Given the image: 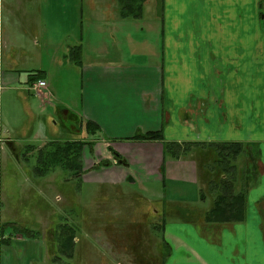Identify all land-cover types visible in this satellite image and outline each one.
<instances>
[{"label": "crops", "instance_id": "0c3cea01", "mask_svg": "<svg viewBox=\"0 0 264 264\" xmlns=\"http://www.w3.org/2000/svg\"><path fill=\"white\" fill-rule=\"evenodd\" d=\"M83 3L88 9L83 8ZM148 3L150 0L144 4L143 17L134 19L120 17L118 0H0L2 97L7 90L19 92L29 118L19 140L15 134L4 136L8 139L6 145L15 150L25 149L28 156L38 155L51 142H91L92 149L88 146L83 149L81 177L62 170L38 176L37 156L33 173L27 162L23 170L30 177L35 175L34 184L44 189V201L51 195L55 201L61 199L64 194L57 192L56 187L67 180L76 186L95 184L108 191L106 198H98L100 193L95 192L92 201L96 206L92 208L83 205V201L89 200L86 195V198L74 192L64 195L67 209L74 211L76 218L70 216V220L55 228L50 221L43 223L50 238L44 237L43 231L35 232L36 237L24 236V232L7 234V223L1 220L0 233L8 242L0 244V264H41L48 260L50 264H62L61 260L75 258H83V264H87V260L98 256L92 252L91 244L84 243L87 252L78 247L81 239L83 244L82 236L91 234L90 225L96 226L89 219H114L110 228L115 232L116 227L111 225L118 217L114 206L122 199L120 188L126 184L162 186L165 196L152 199L142 196L148 201H169L181 206L195 202V196L185 193L193 185L177 180L183 175L181 162L169 159L164 178L162 143L130 140L137 132L161 130L165 139L173 142L219 139L221 135L223 138L216 141L243 142L253 154L259 150L263 154L264 0H161L163 13L154 22L147 17ZM57 4L64 5V16L55 13L61 11ZM99 12L103 20L93 28L98 36L88 39L84 35L83 18L90 14L97 21ZM44 16L47 20L43 26L34 25L42 22ZM32 30L36 31L32 33ZM106 30L115 35L99 37L108 34ZM77 46L82 48L81 66L66 58ZM88 57L92 59L90 62ZM74 69L79 74L77 84ZM26 72L28 77H23ZM38 74L43 75L48 88L35 98L43 111L55 108L65 120L72 122L69 138H58L56 128L53 136L48 132L40 135L34 122L36 102L29 97L33 92L25 87ZM219 74L230 75L228 82L218 83ZM67 88L73 90L75 97L68 102L62 95ZM220 88L225 94L219 96ZM203 101L207 106L202 112L199 109ZM218 106H226L222 112L224 119L221 116L219 122ZM45 120L51 121V116ZM220 120L226 122L225 127H219ZM88 121L99 127L91 136L85 129ZM167 126L169 130H177L178 136L166 137ZM3 144L4 140L0 139V150ZM111 148L128 164H118ZM260 158L264 157L260 155ZM102 161L110 164L100 166ZM96 166L100 167L95 169ZM171 186L182 189L171 192ZM260 191L248 198L245 219L241 222L205 224L195 222L189 214L191 220L177 216L180 223L168 221L163 232L165 243L159 244L155 262L212 264V260H217L221 264H264V193ZM132 197L124 199L130 201ZM49 208L53 210L54 206ZM64 224L77 229L74 242L76 249H80L74 258L58 254V234ZM102 227L107 224L103 222ZM107 241L110 251L108 255L100 253V259H119L118 249L112 241Z\"/></svg>", "mask_w": 264, "mask_h": 264}, {"label": "rangeland", "instance_id": "374dc122", "mask_svg": "<svg viewBox=\"0 0 264 264\" xmlns=\"http://www.w3.org/2000/svg\"><path fill=\"white\" fill-rule=\"evenodd\" d=\"M148 6H149L148 16H147L148 19L151 22H154L155 20H159L160 17L162 16L164 9V7L161 5V0H150V4L148 3ZM57 7H59L61 11L56 10L55 13L61 12V14L63 15L64 5L57 4ZM85 7L87 8V5L83 3V8ZM73 13L74 12H72V15ZM99 15H100V19L97 21H93L90 14H86L84 16L83 22L86 25L84 35L86 38L91 39V37L94 38V36H98L96 32L93 30V28L96 25H100L103 20L102 13L99 12ZM46 20L47 18L44 16V20L42 22L40 21V23H34V25L39 24L41 27L43 26L41 24L46 22ZM64 29L65 26L61 29L59 36L62 35L63 33L62 31ZM95 30H97V27ZM35 31L36 30H32L31 32L33 33ZM106 31H108L109 33L105 35H100L99 37L106 36L107 38H109L111 35H115L113 31H109V30ZM87 60L90 62L92 59L88 57ZM61 71L63 73H68V71L65 70H61ZM73 75L76 80L75 83L77 84L79 82L78 70L74 69ZM22 76L28 77L27 72ZM31 84L32 83H28L29 86L25 85V87L29 88ZM30 91L33 93L32 95L30 94L31 96L29 97H31V99L36 102V104H34V114L36 115L34 122L37 125L40 135L42 136V132L44 134L48 132L50 136H53L54 129L56 128L59 130V132H57L56 134L58 138L61 139L69 138L70 135L72 134L70 129L72 122L65 120L67 118L65 117L64 119L63 115H61L59 110L57 111L55 108L48 107L47 110L43 111V106L35 98V95L42 96L43 93L40 92V94H37L33 90ZM25 93L27 95L29 94L26 91ZM62 95L67 100V102L68 100L75 98L73 96V90L71 88H67L63 90ZM23 102L24 101L22 100L19 92L17 91L7 90L4 93V97H1L0 99V139L4 140V144L2 145V150H0V222L1 220H3L4 222L7 223V230H8L7 234H10V232L11 234H15L17 232H24L27 236L30 234H35V232L40 233L43 231L44 237L47 235L48 238H50V235L46 233L47 227L45 228L43 226V223H47V222L49 223L50 221V223H54L53 226L55 228L57 225L62 224L63 222L66 223L67 220H70V216L76 218L74 211L67 209V202L64 199L65 196L71 195L72 192L76 193L78 197L80 196L84 197L86 195V197L89 198V200L83 201V205L92 208L93 206H96V202L92 201L95 192L99 191L100 196L98 198H106L108 196L107 195L108 191L106 187L96 186L95 184H91L87 186H82V185L76 186L75 184H73V182L67 180L62 182L60 185L56 187L57 192L62 193L65 196L61 194L62 195L61 199L59 198L57 201H55L56 199L53 195L50 196L48 201H44L42 199V197L43 196L46 197V195L44 189L41 186L34 184L35 183L34 179L36 178L35 175L33 174L30 177L29 173L23 170V165L25 162H27L28 164H30V171L33 173V169L36 166L37 153H30L28 156H26L27 152L25 149L15 150L10 145L8 144L6 145L7 143L6 141L8 139L4 137V136H8L9 134L10 135L15 134V138L19 140L21 136L20 132L25 130L29 118L24 111ZM48 115L51 116V121L45 120V118L46 119L48 118ZM54 123H57V125L54 126ZM166 128H167V131L165 133L166 137L175 136L173 134H176V136H178L179 132L177 130L174 129L169 130L168 126ZM34 131H36L35 127H34ZM18 142L21 143L20 141ZM26 144L28 145L32 143L26 142ZM113 151H114L113 149L112 151L110 150L111 153H113ZM261 157H264V152L261 155ZM24 158H27V160L26 159L24 160ZM261 159L263 161L264 158ZM261 159H259V162ZM17 160H19L20 163L17 162ZM233 161L236 162V159H233ZM57 170L61 171V169H57ZM255 186L256 185H252L249 187L250 198L256 195V191L254 190ZM169 188L171 192H174L175 190L174 186H171ZM120 189L123 192V197L120 196L119 198L122 199L115 202L116 204L114 206L115 212L117 213L118 216L117 224L116 223L111 224L112 226L116 227L115 232H113L112 228H110V222L111 221L114 222V219H97V218L89 219V220H94L93 223H95L96 226L91 224L89 227V231L91 234H84L82 236L83 244H81L82 239L80 238L81 241L78 243V247H80L81 250L83 249L86 251L87 246L84 245V243H88L93 246L91 247L93 248L92 252L98 255L92 260L89 261L87 260L86 261L87 264L102 263L103 260L100 259L101 256L100 253L108 255L107 251H110V244L107 241V239L112 241V245H114L116 249H118L119 254H121L122 257L120 256L119 259H115L113 257H112L113 259L112 258L106 259L103 261V264H140V261H144L143 264H145L147 261H152V257L158 252L157 247L155 251L153 250V248L147 247L148 246L147 243H152V242L148 241L146 237L148 234L145 233L144 226L146 225L147 222L151 221L149 218H151L152 215H154V213L155 214L159 213L157 210L161 209L163 203L160 204L159 203L157 204L155 202L151 203L142 197H140L139 200L137 199L134 200V196L141 195L150 199L157 197H164L166 193L162 191V186L126 184L122 186ZM181 189L182 187L177 186L175 192L178 193ZM260 192L262 194L264 193V184L261 186ZM258 193L259 192H257V194ZM130 197H132L130 201H125V199H129ZM190 203L193 205L200 206L201 208H204L205 210L203 211H208L210 209V204H211L208 202L205 203L204 201H202V199H200V201L196 200L195 202L191 201ZM110 204L112 207V202ZM52 205L54 206L53 210L49 208V206ZM104 206L105 207L107 206L106 202L104 203ZM170 207L172 209L175 208L173 204L170 205ZM49 209L52 212L51 216L54 214L53 218L50 216ZM128 209H130V211L132 212H130ZM62 210L65 211L62 212ZM39 212L41 213L39 214ZM201 215H202L201 217L204 219L205 224H211L210 222H206L205 213ZM43 217L46 219H43ZM178 217L172 215L170 220L180 223L178 222L179 220ZM183 217L187 219H192L187 216H183ZM128 219L129 222L130 221L137 222L138 223L137 226L132 227L131 224H129L130 225L129 226ZM159 219L160 217L157 215L156 220L158 221ZM39 222H41L42 226H40ZM103 222L107 224V227L105 228L102 227ZM5 227L6 226H4V228ZM131 227L135 230V232L131 233ZM96 230L103 231L104 233L98 231L97 233ZM134 233H136V237L133 235ZM3 237L4 236L1 233L0 239ZM216 242L219 243L221 246L223 245V243H220L218 241ZM45 245H47V243ZM80 248H78L77 251ZM134 248L137 250H134ZM137 253H141L145 258L141 260L138 259L136 255ZM83 261H84L83 258L82 259L75 258L73 260H64V261L61 260L60 262L62 264H83ZM211 262L212 264H221L220 261L217 260H212ZM41 264H50V262L48 260L47 262Z\"/></svg>", "mask_w": 264, "mask_h": 264}, {"label": "trees", "instance_id": "16d2710c", "mask_svg": "<svg viewBox=\"0 0 264 264\" xmlns=\"http://www.w3.org/2000/svg\"><path fill=\"white\" fill-rule=\"evenodd\" d=\"M146 0H118L119 6V15L122 18L130 17L134 19H141L143 17L144 2ZM66 58L70 60L73 64L81 66L83 64V53L81 46L74 47L67 54ZM43 75L38 74L30 79V81L36 82V80H42ZM85 129L88 134L94 135L99 127L94 125V123L88 121L86 122ZM130 140L133 141H158L163 143L165 150V158H171L178 160L182 156L187 155L190 150V146L195 145V143H189L186 146L181 145L177 142H168L165 139L164 133L160 130L158 132H137ZM85 146H88L90 149L93 148V143H85L81 141H67L64 143L60 142H51L46 148L42 149L37 155L38 157V166L36 167L35 173L38 176H45L52 171L61 169L65 172H71L75 177H81L83 173V149ZM218 160L217 167L219 169H224L230 165L229 159H235L239 154L244 151V145L240 143H226L218 145ZM112 151V149H110ZM114 157L118 164L127 165L128 162L123 159L118 153L113 151ZM110 163L108 161H102L100 166H108ZM100 166H96L98 169ZM212 170L213 165L211 166ZM228 171L230 167H227ZM164 169L162 168V173ZM218 175V183L212 182V190H217L216 197L214 199L213 207L207 212L205 220L210 223L224 224V223H235L241 222L245 219V209H246V200L244 194L241 192H236L233 183L224 179H220ZM141 195H135L134 200H139ZM143 198V197H142ZM134 202V201H133ZM153 202V201H149ZM155 203H162L157 201ZM172 202L166 201L163 202V205L160 210H157L159 213L152 215L149 218L151 221L147 222L145 227V233L148 234L146 237L148 241L152 243H147V247L153 248L155 251L156 247L158 248L159 244H163L164 237L163 232L167 225L168 221H171L172 211L173 215L182 217L184 212L182 211L181 205H174L175 208L172 209L170 205ZM187 206V205H186ZM188 207V206H187ZM192 208V207H191ZM130 211V209H128ZM132 212V211H130ZM180 214V215H179ZM159 216L160 219L157 221L156 216ZM132 216V215H131ZM193 216V215H192ZM189 217V216H187ZM194 217V216H193ZM184 218V217H183ZM117 219L115 223L117 224ZM180 219V218H179ZM186 220H191L184 218ZM148 220V219H147ZM131 224L132 227L137 226V222L130 221L128 219V225ZM140 225V224H139ZM130 226V225H129ZM131 227V233L135 230ZM77 229L75 226L68 224L62 225L60 233L58 234V254L61 256H66L67 258H74L77 253V244L74 242L76 237ZM1 234V233H0ZM4 237L5 235L2 234ZM36 233L29 235V237H36ZM136 237V233L133 234ZM26 236V234L24 235ZM4 237L2 239H4ZM0 239V243L8 242L6 239ZM137 250V249H135ZM171 254V248L168 247V255ZM156 255V254H155ZM137 256H140V260L145 258L142 254L137 253ZM58 258V257H57ZM144 261H140V264H143ZM145 264H164L162 262H155L154 256L152 261H147Z\"/></svg>", "mask_w": 264, "mask_h": 264}, {"label": "flooded vegetation", "instance_id": "af4514ba", "mask_svg": "<svg viewBox=\"0 0 264 264\" xmlns=\"http://www.w3.org/2000/svg\"><path fill=\"white\" fill-rule=\"evenodd\" d=\"M147 1V0H146ZM144 2V4L146 3ZM228 74H219L217 75L218 83H221L223 85V82H228L229 80ZM224 83V84H225ZM222 93L225 94V90L223 89L218 92L219 96L222 95ZM207 106V102L203 101L201 102L200 111H204V109ZM226 109V106L224 108L221 106H218V112L221 115L218 116V122L219 118L222 116V112ZM65 118V117H64ZM224 119V116H222ZM221 118V120H222ZM219 123V127H225V121L223 120L222 123ZM225 133V132H224ZM223 138V136L219 135V139ZM217 138H210V139H200L198 140H187V141H178L177 143L186 146L189 143H195V145L190 146V150L188 151L187 155L182 156L180 159L175 160L171 158H165V150L163 145V152H164V165L163 169L164 172L162 175L165 178L166 173V166L165 164L169 159L175 160L177 162H181L182 169L180 171L181 177L177 180L183 181L186 180L187 182H190L193 187L191 189H186L185 193H189L190 197L195 196L197 198L196 200L204 201L205 203H211L210 209L213 207L214 199L216 197L217 190H212V182L218 183V175H220V179L226 180V182L230 181L233 183V187L236 192H241L244 194L245 200L247 202L250 191L249 187L252 185H256L254 190L260 191L261 186L264 184V162L260 158V155H262V152L259 150L256 154H253L250 148L243 143V142H231V143H240L244 145V151L237 156L236 162L233 161V159H229L230 165L227 167H230L229 171L228 168L219 169L217 167V160H218V149L220 144H226L229 141H216ZM167 141V140H166ZM173 142V141H168ZM161 143V142H160ZM241 159V160H240ZM259 159L260 162H259ZM213 169L212 170V166ZM229 183V182H228ZM192 207V208H191ZM209 209V210H210ZM204 208H201L200 206L193 205L190 203V205L183 206L182 211L184 212V215L187 216L193 215L195 222H204V219L201 217L203 213L205 215L209 211H203ZM44 235V234H43ZM135 250V248H134ZM122 257V255H120ZM124 256V255H123Z\"/></svg>", "mask_w": 264, "mask_h": 264}, {"label": "built area", "instance_id": "2783aa9c", "mask_svg": "<svg viewBox=\"0 0 264 264\" xmlns=\"http://www.w3.org/2000/svg\"><path fill=\"white\" fill-rule=\"evenodd\" d=\"M47 88H48V84L46 83V81L38 80L36 82H33L28 89L35 91L37 94H40V92L43 93V91H45ZM3 91H4V87L2 84V80L0 78V99L2 97Z\"/></svg>", "mask_w": 264, "mask_h": 264}]
</instances>
